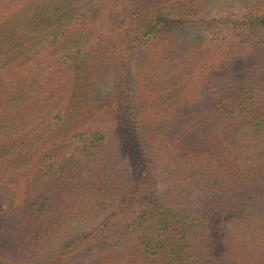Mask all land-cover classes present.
I'll return each instance as SVG.
<instances>
[{
    "label": "trees",
    "instance_id": "trees-1",
    "mask_svg": "<svg viewBox=\"0 0 264 264\" xmlns=\"http://www.w3.org/2000/svg\"><path fill=\"white\" fill-rule=\"evenodd\" d=\"M0 0V264H264V1Z\"/></svg>",
    "mask_w": 264,
    "mask_h": 264
},
{
    "label": "rangeland",
    "instance_id": "rangeland-1",
    "mask_svg": "<svg viewBox=\"0 0 264 264\" xmlns=\"http://www.w3.org/2000/svg\"><path fill=\"white\" fill-rule=\"evenodd\" d=\"M210 11L213 16L227 15L246 9L257 2L264 0H210Z\"/></svg>",
    "mask_w": 264,
    "mask_h": 264
}]
</instances>
